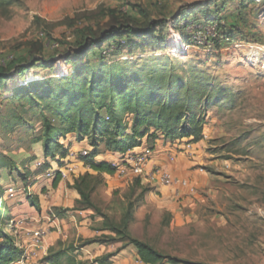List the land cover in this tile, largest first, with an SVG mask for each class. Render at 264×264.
<instances>
[{
  "label": "rangeland",
  "instance_id": "obj_1",
  "mask_svg": "<svg viewBox=\"0 0 264 264\" xmlns=\"http://www.w3.org/2000/svg\"><path fill=\"white\" fill-rule=\"evenodd\" d=\"M123 26L136 36L121 53L106 59L91 57L93 50L79 54L86 37L112 38ZM201 30L207 37L203 43L196 39ZM0 67L9 78L0 80V162L7 156L17 164L12 172L0 170L3 230L22 253L13 264L33 262L17 236L22 222L31 224V208L41 210L35 194L40 187H50L60 172L70 189V180L78 169L90 167L92 158L99 163L116 153L101 144L102 157L94 158L88 139L59 134V146L47 157L44 143L37 142L44 129L41 108L26 95L67 90L72 78L82 81L92 74L130 83L150 102L183 100L190 90L191 107L207 131L199 140H206L209 180L189 196V204L166 211L144 202L147 189L136 184L139 178L109 191L101 174L93 175L89 186L97 211L86 210L89 228L102 231L120 224L132 205L130 233L163 255L164 264H264V0H4ZM198 94L202 97L195 98ZM101 117L108 120L105 110ZM132 119L126 122L131 125ZM89 147L92 155L83 157L81 151ZM35 160L42 167L36 169ZM22 211L26 218L20 220ZM103 232L98 244L113 243L105 241L116 235ZM92 240L78 237L74 228L67 241L39 253L34 263L113 264L108 254L80 252ZM137 257L126 253L127 263Z\"/></svg>",
  "mask_w": 264,
  "mask_h": 264
},
{
  "label": "trees",
  "instance_id": "obj_2",
  "mask_svg": "<svg viewBox=\"0 0 264 264\" xmlns=\"http://www.w3.org/2000/svg\"><path fill=\"white\" fill-rule=\"evenodd\" d=\"M3 1L0 0V3ZM156 28L153 31V36L157 32ZM176 29L184 33L186 26H178ZM115 32L116 36L112 38L108 34L105 37L94 39L96 41H93L91 37H86L79 54L83 55L86 50H93L95 53L91 57L106 59L108 55L119 54L124 48L133 44L136 34L129 26L115 29ZM161 36L162 34L154 37L153 40H158ZM148 44L152 45L153 42ZM77 75L75 73L73 77ZM6 76V70L0 67V80L9 79ZM66 88L67 90L63 91L54 88L44 91L43 94L36 95L29 92L26 95V99L32 105H38L41 108L44 129L42 137L37 142L44 143L47 157L52 155V150L59 146V134L63 136L76 134L80 142L88 139L91 147L95 148L93 156L96 158L101 144L105 145L109 151L126 154L141 147L146 139L156 142L162 136L163 140L171 143L190 137L199 140L204 132V120L191 107L194 98L190 96V90H187V97L183 100L176 98L166 102H150L146 101L142 91L132 89L130 83H117L111 79V76L106 77L105 74H92L91 77H84L82 81L72 78L66 83ZM23 96L17 93L16 97L22 99ZM200 97H202L200 94L195 96V98ZM154 108H157V111H154ZM104 110L107 112L108 120L101 117V112ZM50 116L58 120L61 128L54 124ZM128 116L133 117L131 125L126 122ZM92 160L89 162V166L98 174L114 175L117 173V167L107 162L97 163ZM15 167L17 164L13 159L7 156L2 157L0 170L5 169L12 172ZM91 178L93 175L90 174L73 176V188L81 197L78 205L82 206V209L76 210L92 209L97 211L92 199L94 188L89 186ZM61 180L62 174L57 173L53 187L57 188ZM136 182L139 186V181ZM2 194L3 190L0 186V200ZM33 206L39 208L35 203ZM131 210L132 205L127 210L129 214L122 217L120 224L112 228H103L102 231H110L116 235V238H110L105 243L121 241L122 248L134 246L138 250L143 264H164L165 257L163 255L130 233L129 224L133 219ZM5 227L0 213V264H13L22 253L16 247L14 240L4 232ZM93 243H100V241L99 239L88 241L87 245ZM56 258L59 259V256Z\"/></svg>",
  "mask_w": 264,
  "mask_h": 264
},
{
  "label": "crops",
  "instance_id": "obj_3",
  "mask_svg": "<svg viewBox=\"0 0 264 264\" xmlns=\"http://www.w3.org/2000/svg\"><path fill=\"white\" fill-rule=\"evenodd\" d=\"M206 132L205 129L204 134ZM205 149L206 140H195L194 137L183 138L172 143L165 140H157L156 142L144 140L141 147L133 150L136 153L150 152V163L146 175L137 179L139 185L147 189L144 202H152L166 211H174L180 206L189 204V196L194 195L197 192V188L203 186L209 180L205 166L208 164ZM104 157L107 159H103L101 162H107L118 167L124 163L125 158L124 154L120 153H107ZM63 161L68 162V160ZM33 164L36 169L42 167V163L39 160L33 161ZM51 172V170L47 171L46 175L49 176L50 174L52 176L53 173ZM77 172L78 177L86 174H98L90 167H84L82 171L78 169ZM160 172L172 174L176 182L169 186L164 185L161 181ZM101 176L109 191H115L133 183V177H124L118 172L114 175L102 173ZM42 178L44 179V176H38L37 180L39 181ZM73 181L74 179L70 180V189L66 188V184H62L61 180L57 188L53 187V183L50 187L46 184L40 187L38 193H35L40 200L41 210L36 212L35 208H31L35 212L32 211V215L29 216L31 224L22 222L17 236L22 241L20 247L24 248L25 253L34 255H30L31 257L29 258L30 261H33L32 264H35L34 262L39 253H49L48 251L51 247H54L59 242L67 241L70 232L74 228L78 230V237L82 236L85 240L96 239L104 233L103 231H93L89 228L92 225V221L87 216L88 211L76 210L81 197L73 188ZM45 187H47V190L44 189ZM21 213L23 215L17 217L20 220L26 218L24 211ZM35 230L41 233L40 237L36 236L38 232ZM122 247L123 243L120 241L104 245L93 243L83 247L80 252L108 254L110 256L108 260L113 264H143L138 257L135 261L128 260L129 263H127L126 253H138V251L132 246ZM97 256L103 255L97 254Z\"/></svg>",
  "mask_w": 264,
  "mask_h": 264
},
{
  "label": "built area",
  "instance_id": "obj_4",
  "mask_svg": "<svg viewBox=\"0 0 264 264\" xmlns=\"http://www.w3.org/2000/svg\"><path fill=\"white\" fill-rule=\"evenodd\" d=\"M196 39L198 42L203 43L207 40L205 32L201 30V32L196 33ZM2 64H6V62H2ZM92 148L84 149L81 151V155L83 157H89L92 153ZM124 163H122L119 167H117V172L124 177L131 176L135 178H141L146 175L149 163H150V152L144 153H136L133 150L124 154ZM39 166V165H38ZM158 172V171H157ZM49 176H51L49 174ZM161 181L164 185L169 186L172 185L176 180L173 175L168 172H160ZM11 195L14 193V188H10L8 191ZM41 233H36V236L40 237Z\"/></svg>",
  "mask_w": 264,
  "mask_h": 264
}]
</instances>
